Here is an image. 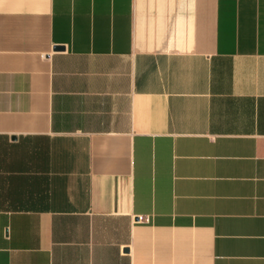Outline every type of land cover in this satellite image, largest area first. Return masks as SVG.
Listing matches in <instances>:
<instances>
[{"label":"crops","instance_id":"1","mask_svg":"<svg viewBox=\"0 0 264 264\" xmlns=\"http://www.w3.org/2000/svg\"><path fill=\"white\" fill-rule=\"evenodd\" d=\"M0 264H264V0H0Z\"/></svg>","mask_w":264,"mask_h":264},{"label":"water","instance_id":"2","mask_svg":"<svg viewBox=\"0 0 264 264\" xmlns=\"http://www.w3.org/2000/svg\"><path fill=\"white\" fill-rule=\"evenodd\" d=\"M63 47H60V46H58V47H56V49H62Z\"/></svg>","mask_w":264,"mask_h":264}]
</instances>
